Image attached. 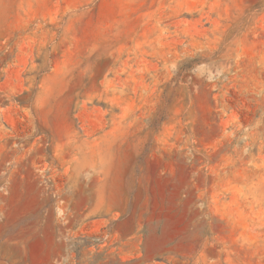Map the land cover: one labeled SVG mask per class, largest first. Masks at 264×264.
<instances>
[{"label":"rangeland","instance_id":"obj_1","mask_svg":"<svg viewBox=\"0 0 264 264\" xmlns=\"http://www.w3.org/2000/svg\"><path fill=\"white\" fill-rule=\"evenodd\" d=\"M0 264H264V0H0Z\"/></svg>","mask_w":264,"mask_h":264}]
</instances>
